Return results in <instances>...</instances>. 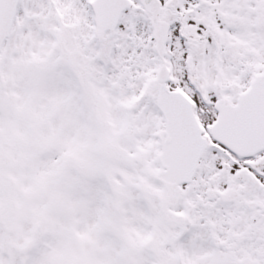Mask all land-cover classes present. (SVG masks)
<instances>
[{
  "label": "snow or ice",
  "instance_id": "obj_1",
  "mask_svg": "<svg viewBox=\"0 0 264 264\" xmlns=\"http://www.w3.org/2000/svg\"><path fill=\"white\" fill-rule=\"evenodd\" d=\"M0 264H264V0H0Z\"/></svg>",
  "mask_w": 264,
  "mask_h": 264
}]
</instances>
